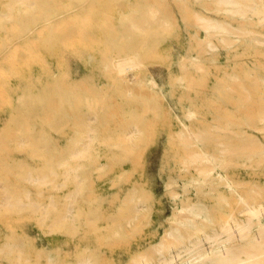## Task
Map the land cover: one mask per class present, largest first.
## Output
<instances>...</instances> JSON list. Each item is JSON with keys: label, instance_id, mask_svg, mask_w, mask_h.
Here are the masks:
<instances>
[{"label": "rangeland", "instance_id": "rangeland-1", "mask_svg": "<svg viewBox=\"0 0 264 264\" xmlns=\"http://www.w3.org/2000/svg\"><path fill=\"white\" fill-rule=\"evenodd\" d=\"M12 1L0 0V49L2 39L15 37L28 49L17 53L8 44L0 55V187L16 181L21 187L13 188L20 197L0 200V235L51 248L52 261L44 249L28 264H81L87 254L89 264H125L129 245L144 238L140 245H153L168 228L174 194L165 181L177 173L178 129L182 121L198 128L213 119L214 63L192 59H198L195 48H204L189 46L183 18L165 26L162 9L169 0H43L54 5L55 35L47 31L49 14L41 5ZM183 7L194 12L201 5L185 0ZM150 13L157 21L145 44L129 47ZM38 41L53 46L39 50ZM121 52L129 56L127 67L109 61ZM219 55L226 62L225 53ZM80 150L86 151L72 163ZM148 160L151 171L141 174L139 191L115 193L136 183L137 167ZM221 191L212 201L230 198L229 189ZM128 196H138L144 207L130 231L117 230L105 216L86 221L91 208L128 218ZM69 206L86 211L69 219L45 216ZM102 232L109 233L98 236ZM7 260L0 250V264Z\"/></svg>", "mask_w": 264, "mask_h": 264}, {"label": "bare ground", "instance_id": "bare-ground-1", "mask_svg": "<svg viewBox=\"0 0 264 264\" xmlns=\"http://www.w3.org/2000/svg\"><path fill=\"white\" fill-rule=\"evenodd\" d=\"M195 1L201 8L194 12H187L186 7L181 9L185 0H169L162 10L165 26L171 28L173 20L183 18L188 28L189 46H203L202 51L195 48L199 60L192 59L211 58L214 63V117L209 124L198 128L182 121L178 129L182 141L173 150L177 173L169 174L165 181L174 194L171 221L161 239L153 245H140L148 238L138 245H129L125 264H264V0ZM12 2L41 5L47 11L45 14H49L47 31L55 35L53 4L43 0ZM153 21L157 18L150 13L141 22L142 36L129 47L135 49L139 43L145 44ZM20 40L18 37L11 41L2 39L0 55L7 52L8 44L14 45L17 53L27 50ZM52 46L51 41H38L35 45L39 50ZM122 52L117 55L119 58L113 56L109 61L126 66L129 56ZM223 53L226 62L219 55ZM222 66H227L225 73ZM16 124L19 126L22 121L19 119ZM4 138L5 135H0V141ZM23 140L20 135L18 145ZM162 147L159 145L157 149ZM82 151L72 153V163H77L78 156L86 150ZM146 163L137 167L138 176L133 178L136 183L119 185L115 193L128 195L139 191L137 182L141 181V174L150 170L149 160ZM177 185H181L180 190L174 189ZM14 187H21V183L16 181ZM14 187L10 184L0 187V200L20 197L14 196ZM222 188L230 190V198L212 201L211 195H219ZM19 202L27 206L31 200ZM123 202L130 208L128 218L123 219L118 211L115 214L111 210L100 215L102 212L97 208H91L85 213L86 221L94 223L98 217L105 216L109 218L108 224L117 230L130 231L135 225L134 216L138 211L144 212V207L140 206L138 196H128ZM85 211L69 206L46 210L45 216L69 219ZM0 238V250L8 257L3 264H28L32 258L38 262L44 249L48 251L47 261H52L51 248L39 242L28 247L24 242L12 240L11 234L0 235ZM86 257L81 264H89L90 255Z\"/></svg>", "mask_w": 264, "mask_h": 264}]
</instances>
